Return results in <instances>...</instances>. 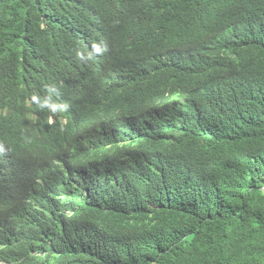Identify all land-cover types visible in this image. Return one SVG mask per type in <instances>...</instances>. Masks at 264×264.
I'll list each match as a JSON object with an SVG mask.
<instances>
[{"label":"trees","instance_id":"obj_1","mask_svg":"<svg viewBox=\"0 0 264 264\" xmlns=\"http://www.w3.org/2000/svg\"><path fill=\"white\" fill-rule=\"evenodd\" d=\"M34 94L169 133L90 187ZM0 144L6 264H264V0H0Z\"/></svg>","mask_w":264,"mask_h":264},{"label":"clouds","instance_id":"obj_2","mask_svg":"<svg viewBox=\"0 0 264 264\" xmlns=\"http://www.w3.org/2000/svg\"><path fill=\"white\" fill-rule=\"evenodd\" d=\"M92 49V52L87 54L81 50H76L75 55L79 61H85V56L92 61L95 59L93 53L101 55L107 51V46L105 45L102 50L99 44H93ZM126 77L135 79L133 75H126ZM186 96L189 97L190 95L177 94L175 97L180 104V109L188 100L185 98ZM31 99L39 109H48L51 112V114L47 112L48 114L42 120L48 125L55 123L61 129V137L58 141H55V137L52 136L44 137L46 145L52 149L61 148L63 150L70 147V155L76 158L69 156L72 166L70 170H63H68L67 173L75 181L77 178L79 182H83L90 187H95L103 182L111 183L112 179H117L126 172L128 166L132 165L136 157L143 155L147 145L151 144L147 139L154 131H160L163 134L169 133V131L163 129V119L159 110L154 108L133 115L106 116L101 121L89 118L81 123L78 120L68 119L60 115H52L70 111L71 108L56 102L51 95L42 98L34 94ZM83 124H86L89 128V132L85 133V137L81 134L84 131L80 130ZM62 126H64V129H62ZM111 133H114L111 143H106L99 137ZM137 141L140 143L137 144ZM97 148L104 151V153L98 157L87 156L88 152H92ZM5 153L6 149L0 144V157ZM161 156L162 153L159 152L157 157ZM69 183V180H63L62 182L66 186ZM6 262V260L0 261V264H6Z\"/></svg>","mask_w":264,"mask_h":264}]
</instances>
